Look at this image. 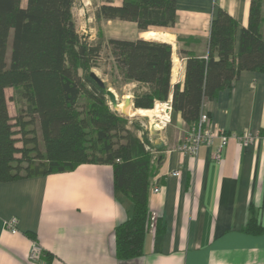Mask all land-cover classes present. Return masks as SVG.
<instances>
[{
	"label": "trees",
	"instance_id": "16d2710c",
	"mask_svg": "<svg viewBox=\"0 0 264 264\" xmlns=\"http://www.w3.org/2000/svg\"><path fill=\"white\" fill-rule=\"evenodd\" d=\"M77 1L25 0L22 5V0H0V182L70 171L83 163L111 165L115 193L132 202L131 215L114 231L115 254L131 259L142 254L150 222L147 194L156 172L155 144L138 122L110 107L106 89L119 92L126 83L136 82L130 94L134 108L140 109H152L171 94L172 113L178 112L186 126L196 124L204 100L229 86L240 71L264 73L262 0H250L236 52V20L223 9L215 11L206 57L181 50L182 86L171 82L168 42L104 38L100 28L97 40L88 41L73 18ZM175 3L102 0L93 14L96 22L120 19L135 22L140 31H167L175 23ZM104 49L112 57L113 70L102 87L90 72L100 68ZM5 88L13 89L15 116L9 113Z\"/></svg>",
	"mask_w": 264,
	"mask_h": 264
},
{
	"label": "crops",
	"instance_id": "0c3cea01",
	"mask_svg": "<svg viewBox=\"0 0 264 264\" xmlns=\"http://www.w3.org/2000/svg\"><path fill=\"white\" fill-rule=\"evenodd\" d=\"M249 4L176 0L175 23L167 31H140L132 21L104 20L129 26L126 34H132L110 37L168 42L171 82L182 86L181 50L206 57L210 21L220 8L237 22L236 52ZM261 30L264 33V0ZM128 84L132 89L136 82ZM7 105L15 116L17 104L13 112L8 100ZM202 110L209 127L227 135L221 160L211 158L218 138L213 146L200 145L196 156L179 151L186 124L173 112L172 127L166 126L153 142L161 146L152 154L156 172L147 194L151 216L140 256L119 259L115 254L114 231L131 215L132 202L115 193L112 166L83 163L70 171L0 182V264H264V73L240 71L229 86L204 100ZM243 132L254 135L252 144L241 145L238 136ZM174 170L177 176L171 175ZM154 185L160 191H152ZM11 217L17 219L15 233L4 225ZM34 242L46 253L38 261L29 258Z\"/></svg>",
	"mask_w": 264,
	"mask_h": 264
},
{
	"label": "rangeland",
	"instance_id": "374dc122",
	"mask_svg": "<svg viewBox=\"0 0 264 264\" xmlns=\"http://www.w3.org/2000/svg\"><path fill=\"white\" fill-rule=\"evenodd\" d=\"M101 1L102 0H78L77 3L73 6L72 14H73V18H74L76 28L79 34L86 35L88 41H94V40H97L98 38V28H100L101 34L103 35L104 38H109L110 35L112 34L122 35V36H126V35L132 36V34H126V32L130 30V27L127 25H123V24L121 25V23H117V22L106 23L104 19L100 21L99 23L100 25L96 23L93 13H94L95 6L100 4ZM24 3H25V0H22V5H24ZM9 49H10V44L8 40L7 50H6V60L9 55ZM98 62L100 64V68L92 67L91 71H93L96 75H98L101 79H103L106 84H108L111 79L110 72H112L113 70L112 69V65H113L112 57L110 56L108 50L104 49L101 51ZM102 68L105 69L107 72H104ZM110 88L115 93L118 104H121L123 102L122 103L123 107H124L125 97H128L130 99V104L127 106L130 109L129 111L130 114L129 116H126V117L130 120V122H138V124H140L141 127H143V129L147 130L149 139L151 140L152 143L155 140L160 139L161 136H163V133H164L163 130L164 128H166V126L172 127L173 113H171L170 120L165 127L159 130H155L152 128V122H151V119L155 118L154 116L152 115L142 116L134 112H131L135 109L133 106V102H132V95L130 94L131 85L129 84L123 85L119 92L116 91L112 87ZM5 93L8 98L9 107L11 111L13 112L15 111V107H16L15 100H12L13 89L5 88ZM155 104H159V101H156ZM155 104L153 108L155 107ZM109 105L112 108L110 101H109ZM36 136L40 139L39 133H36ZM17 145H21V144L18 143ZM24 164L25 163H23L22 165Z\"/></svg>",
	"mask_w": 264,
	"mask_h": 264
},
{
	"label": "built area",
	"instance_id": "2783aa9c",
	"mask_svg": "<svg viewBox=\"0 0 264 264\" xmlns=\"http://www.w3.org/2000/svg\"><path fill=\"white\" fill-rule=\"evenodd\" d=\"M155 107H158V109L162 111V115H154L155 118L151 119L152 128L153 123H155L159 126V128L155 130H159L165 127L170 120V115L172 113L171 99L168 98L165 101H159V104H155ZM209 123L210 119L208 114L204 110H201L197 123L194 125H188L184 128L176 148L184 154H187L189 156H196L200 145L213 146L214 139L218 138L219 141L215 145V149L211 152V158L214 161L219 162L221 160L222 149L224 148L227 141V135L223 132H218L211 129L209 127ZM254 138V135L250 134L249 132H243L238 136L239 142L244 146L252 144L254 142ZM171 175L177 176L178 171H172ZM152 191H160V186L154 185L152 187ZM4 225L6 229H8L11 233L17 232L16 217L9 218L4 222ZM42 256L43 250L41 249V247L35 242L32 243L29 252L30 260L38 261L42 258Z\"/></svg>",
	"mask_w": 264,
	"mask_h": 264
},
{
	"label": "water",
	"instance_id": "95a60500",
	"mask_svg": "<svg viewBox=\"0 0 264 264\" xmlns=\"http://www.w3.org/2000/svg\"><path fill=\"white\" fill-rule=\"evenodd\" d=\"M90 76L102 87L105 86V82L103 79H101L98 75H96L93 71L90 72ZM106 96L108 97L111 106L113 108V110H116L119 114L123 115V116H129V114L125 113L124 111H122L121 109H119L117 107L118 102H117V98L115 93L111 90V88H107L106 89ZM130 104V99L128 97H126L124 99V106H128ZM161 146V143H156L155 144V148H159Z\"/></svg>",
	"mask_w": 264,
	"mask_h": 264
},
{
	"label": "bare ground",
	"instance_id": "6f19581e",
	"mask_svg": "<svg viewBox=\"0 0 264 264\" xmlns=\"http://www.w3.org/2000/svg\"><path fill=\"white\" fill-rule=\"evenodd\" d=\"M122 103L121 104H118L117 107L119 109H121L122 111H124L125 113L130 114L129 113V111H130L129 107H127V106H124L123 107ZM131 112H134V113L139 114V115H142V116H145V115L161 116L162 115V111L159 110L158 107H154L152 109H139V108H137V109H134ZM153 128H159V126L156 125L155 123H153Z\"/></svg>",
	"mask_w": 264,
	"mask_h": 264
}]
</instances>
